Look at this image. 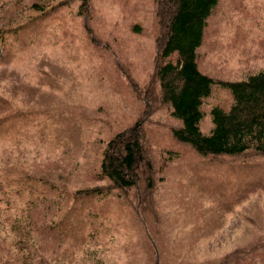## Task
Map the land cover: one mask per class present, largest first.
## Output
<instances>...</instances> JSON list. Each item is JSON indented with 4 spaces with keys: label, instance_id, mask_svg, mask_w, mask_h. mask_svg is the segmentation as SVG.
<instances>
[{
    "label": "rangeland",
    "instance_id": "374dc122",
    "mask_svg": "<svg viewBox=\"0 0 264 264\" xmlns=\"http://www.w3.org/2000/svg\"><path fill=\"white\" fill-rule=\"evenodd\" d=\"M35 3L49 4L43 18ZM85 5L0 0L2 27L33 18L0 38V264H264V157H201L174 137L154 77L157 0ZM198 54L216 81L263 70L264 0H220ZM230 102L215 84L205 134ZM141 127L152 168L111 187L107 145Z\"/></svg>",
    "mask_w": 264,
    "mask_h": 264
},
{
    "label": "trees",
    "instance_id": "16d2710c",
    "mask_svg": "<svg viewBox=\"0 0 264 264\" xmlns=\"http://www.w3.org/2000/svg\"><path fill=\"white\" fill-rule=\"evenodd\" d=\"M82 2L83 5L89 4V0ZM219 2L157 0L161 34L157 40L158 60L154 77L159 83L160 101L171 108L172 115L180 122L173 129L174 137L199 156L241 157L251 154L264 157V69L242 80L216 81L199 67L198 51L204 41L208 20ZM48 6V3H35L32 7L43 18ZM28 20V23L25 20L15 24V27L0 25V38L4 41L6 34H16V28L26 29L33 18ZM215 84L228 91L231 102L227 107L215 105L210 110L213 127L205 134L201 129L206 115L204 106L213 95ZM1 101H4L3 97ZM12 116L17 120L20 118L19 115ZM7 120L8 116L0 117V134L4 133L2 128ZM146 154L143 127L118 134L108 143L104 152L102 178H107L110 186L117 189L130 190L136 187L142 165L152 168L146 161ZM13 171L24 172L17 167L6 169L7 174ZM23 176L9 175L5 179L11 186ZM94 191L101 193L97 187L89 190L85 196L92 197ZM19 224L15 223V232L21 229Z\"/></svg>",
    "mask_w": 264,
    "mask_h": 264
}]
</instances>
